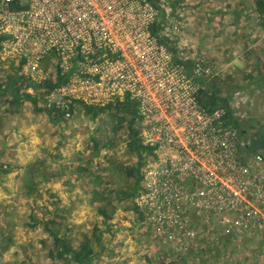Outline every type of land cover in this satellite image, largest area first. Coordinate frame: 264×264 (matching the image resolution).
I'll list each match as a JSON object with an SVG mask.
<instances>
[{
  "label": "rangeland",
  "instance_id": "374dc122",
  "mask_svg": "<svg viewBox=\"0 0 264 264\" xmlns=\"http://www.w3.org/2000/svg\"><path fill=\"white\" fill-rule=\"evenodd\" d=\"M149 1L156 8L157 52L173 54L168 67L154 75L86 74L89 78L81 79L93 87L77 83L80 89L74 87L69 100V87L61 86L65 81L52 56L39 65L41 76L26 77V67L0 55V264H77L56 256L44 220H51L56 234L68 228L73 246L85 234L91 238L96 256L86 264H264V150L239 156L236 137L246 136L215 127L216 108L193 106L187 97L203 87L201 82L216 77L220 95L228 98L242 123L253 118L264 129V17L253 0ZM21 75L27 80H20ZM118 77L124 86L135 79L141 84L137 94L149 114L136 120L140 131H147L143 139L159 134L164 143L181 145L172 146L173 155L145 145L140 178L123 169L138 165L139 154L127 150L125 122L117 123L121 114L85 113L79 101L105 105L124 99L128 93L121 90ZM47 81L59 82L53 88L61 89L51 98L69 103V116L61 107L46 111L44 98L52 88L38 84ZM34 84V93H29L37 100L33 104L24 92ZM198 133L205 134V170L218 175L221 185L182 174L180 209L165 208L164 218L172 222L154 227L156 209L168 204H161L166 197L145 188L151 178L145 183L144 175L167 164ZM216 145L238 162L212 152ZM144 201L153 204L151 211Z\"/></svg>",
  "mask_w": 264,
  "mask_h": 264
},
{
  "label": "built area",
  "instance_id": "2783aa9c",
  "mask_svg": "<svg viewBox=\"0 0 264 264\" xmlns=\"http://www.w3.org/2000/svg\"><path fill=\"white\" fill-rule=\"evenodd\" d=\"M153 3L154 1L149 0H0V35H5L1 41L0 55L4 54L6 57L16 59L17 64L21 63V66L26 67L28 69V73L25 72L26 77L41 76L39 65L45 57L52 56L59 75L63 77L62 81H65L61 86L69 87V92L66 93L69 100H71L72 93L76 91L74 87L80 89L76 86L77 83H90L88 79H81V77L89 78L86 74L90 77H108V74L127 77L133 75L131 71L135 75H139V71H144L154 75L158 68L168 67L173 54L157 52L159 36L157 33H152L153 23L156 22V15H154L156 8ZM146 11L147 19H144ZM160 60L163 61L161 67ZM175 65L180 67L178 62ZM168 71H166V77L169 74ZM70 75H72L71 78ZM118 78L122 83L121 90L136 100L138 113L144 119L149 114L142 110L137 94L141 91L139 80L135 79L124 86L122 78ZM34 86L35 84L27 87L26 92L34 93ZM55 86L56 84L51 87V91L44 98L48 105L46 107H55V110L61 107L59 111L64 116H69L70 104L64 98V102L53 103L52 94L61 89L53 88ZM87 86L93 87V83ZM194 94L195 92H191L187 97L193 106H198ZM218 117L219 114L212 124L217 128H222L223 125ZM226 128L235 132L230 127ZM144 132L147 131L140 132L142 143L153 145L157 150L164 148L172 154V146H181L178 143H164V138L159 134L143 139L142 133ZM150 133H153V130H150ZM194 133H196L195 130ZM200 134L193 135L186 144L183 143L184 149H181L175 157L170 158L167 164L164 162L152 172L144 175L145 183L149 176L151 178V184L145 188L152 195L166 197L162 199L161 204H168L163 208L158 206L155 212L158 220L152 223V226L156 227L157 223L160 226L165 223L169 225V222H172L171 217L164 218L165 208L166 211L171 209L170 206H178V210L180 209L181 191L178 185L182 174L187 173L192 180L203 184L221 185L218 175L216 176L213 171L208 173L205 170L209 169L202 161L204 150H206L202 148L205 143L203 140L205 134ZM236 138L235 147L238 151L239 138L238 136ZM179 141L183 142L181 139ZM212 152L229 158L234 164L238 162L237 157L231 151L229 154L218 145L212 149ZM238 155L245 154L241 155L238 152ZM215 194L217 192H214ZM203 201H201L202 205ZM144 203L145 207L151 211L153 204L147 201ZM138 205L142 206V201L138 200ZM209 207L216 209L217 206L211 204Z\"/></svg>",
  "mask_w": 264,
  "mask_h": 264
},
{
  "label": "trees",
  "instance_id": "16d2710c",
  "mask_svg": "<svg viewBox=\"0 0 264 264\" xmlns=\"http://www.w3.org/2000/svg\"><path fill=\"white\" fill-rule=\"evenodd\" d=\"M254 6L258 14L264 17V0H253ZM158 25L156 23L152 26V33L156 34ZM5 38V35H0V50L2 48L1 41ZM21 65V63L19 64ZM20 68V67H19ZM24 77L21 75L19 78L22 80ZM26 79V78H24ZM59 79V78H58ZM215 78L210 79L207 83L201 82L203 87L200 85L195 91V99L198 105L202 107L216 108L219 111V121L223 126L230 127L234 129L239 135L246 136L245 138H239L238 149L241 155L257 153L259 150H264V129L263 126H259V122L253 118L250 120L242 121L233 113L232 108L228 103V98L222 97L219 93L218 88L215 85ZM27 80V79H26ZM25 82V81H24ZM57 84L56 82L47 81L45 83L38 84V87H49L51 88ZM14 90L18 91L19 87L17 84H13ZM24 97L31 99L34 103H37V100H34L32 96L24 92ZM78 101V100H77ZM82 107L85 108V113H92L97 115L101 112H110L114 110L113 113H120L121 116L117 118L118 125H123L126 127L127 139L126 147L129 152L139 154V164L136 166H124V171L127 176L140 178L142 176L141 167L143 165L142 157L140 155L141 151L148 149L141 140V131L136 125V120H142V116L138 113L137 102L134 98H131L128 94L125 95L124 99L115 100V102H109L105 105H91L87 104L85 100H79ZM50 108H47L46 111H50ZM58 112V111H57ZM51 113V112H50ZM55 113V112H54ZM57 114V113H56ZM245 125V128L242 125ZM254 124V125H253ZM117 125V127H119ZM251 129V132L247 131ZM131 193H124L123 197H129ZM102 211V209H100ZM109 218V217H108ZM51 220H44L45 229L53 237V245L55 247L54 253L58 258L74 261L77 264H86L92 258L96 256V252L92 246V240L88 235H84V238L78 243L77 246H73L70 241L67 240L66 231L68 228H65L64 232L61 234H56L50 228ZM51 255H54L51 251ZM159 264H171L166 262H159Z\"/></svg>",
  "mask_w": 264,
  "mask_h": 264
}]
</instances>
